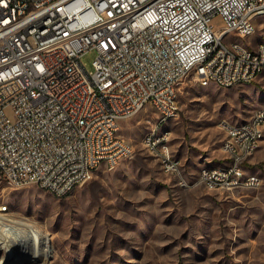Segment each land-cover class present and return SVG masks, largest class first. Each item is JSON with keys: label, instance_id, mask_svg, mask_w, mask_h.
Returning a JSON list of instances; mask_svg holds the SVG:
<instances>
[{"label": "built area", "instance_id": "built-area-1", "mask_svg": "<svg viewBox=\"0 0 264 264\" xmlns=\"http://www.w3.org/2000/svg\"><path fill=\"white\" fill-rule=\"evenodd\" d=\"M258 3L264 0H0V179L68 196L101 166L113 169L133 155L119 132L122 120L148 104L158 119L179 115V85L191 71L202 85L221 87L255 80V70L264 74V45L247 58L245 41L256 32L251 11ZM90 51L92 70L82 60ZM235 132L242 148H255L251 124ZM231 142L225 137L228 162L209 171L221 175L212 184L259 187L258 178L235 179L250 160L226 150ZM158 159L190 185L177 171L180 159Z\"/></svg>", "mask_w": 264, "mask_h": 264}, {"label": "rangeland", "instance_id": "rangeland-1", "mask_svg": "<svg viewBox=\"0 0 264 264\" xmlns=\"http://www.w3.org/2000/svg\"><path fill=\"white\" fill-rule=\"evenodd\" d=\"M255 21V34L245 40L252 46L264 40V16ZM213 22L224 24L220 16ZM95 57L90 51L82 59L89 70ZM178 102L179 115L161 132L170 131L168 143L192 180L210 146L222 143L218 121L250 119L264 108V88L204 86L191 71ZM158 117L148 104L122 120L119 132L134 145L133 155L113 169L101 166L68 196L0 179V208H8L0 213L31 223L53 248L49 263L32 255L17 264H264V141L245 166L262 177L259 187L181 188L143 142Z\"/></svg>", "mask_w": 264, "mask_h": 264}, {"label": "bare ground", "instance_id": "bare-ground-1", "mask_svg": "<svg viewBox=\"0 0 264 264\" xmlns=\"http://www.w3.org/2000/svg\"><path fill=\"white\" fill-rule=\"evenodd\" d=\"M262 11H264V3H258V11H251V18L255 19L257 16H264V12ZM231 35H235V32H228V36ZM263 45L264 40L258 42L255 46L250 44L249 50L247 51V58H254L255 55H261ZM219 47H226V40H219ZM261 77H264L263 71L255 70V80H246L245 83L254 82L259 80ZM258 110L262 113L255 115V123H253L254 114L247 121L240 123H234L225 118L220 120V125L226 133L225 137L227 138V141H233L231 143H226V150H237V156H248V160L254 155L256 152L255 148H259L261 141L264 140V108H260ZM139 112L140 111H138V113ZM172 118H176L175 112H166V120L157 119L155 122V128H157L159 133L151 130L143 139L146 147L147 142H150L152 139L153 143H150V152L154 156H158L157 159L166 158V154L168 157H175L171 152L170 145L168 143L169 136H167V133L169 132H161L164 129L163 127L166 122ZM244 123L251 124L253 146L255 148H242L241 140H236L235 130H241ZM225 124H227L228 127ZM157 143H162V148ZM159 161L161 162L163 170L166 172L165 159H159ZM181 167L182 164L177 163L178 173H182ZM221 168L222 166L203 168L199 173L198 181H202V183L211 189L218 188L212 184V180H214V182H221V175H216V172L209 171ZM206 172H208V176H206ZM226 177L234 178V170H226ZM257 178L260 181H263L259 174L249 173L245 166H243V169H241L240 172H235V179L239 180L240 183H248L250 179ZM2 180L12 184V177L10 176H3ZM179 184L185 186L181 176H179ZM53 194L60 197L58 193ZM2 210H5L4 207L0 208V211ZM52 249V245H49L46 240L42 238L41 233L39 234L31 223L11 218L4 213H0V264H17V258L24 255L29 259L32 258V255H35L37 260L41 263H49L52 259Z\"/></svg>", "mask_w": 264, "mask_h": 264}, {"label": "crops", "instance_id": "crops-1", "mask_svg": "<svg viewBox=\"0 0 264 264\" xmlns=\"http://www.w3.org/2000/svg\"><path fill=\"white\" fill-rule=\"evenodd\" d=\"M253 84L256 85L257 87H263V88H264V77H261L259 80L254 81ZM155 122H156V121H155ZM154 124H155V123H154ZM154 124H153V126H154ZM167 124H170V123H167ZM167 124H166V125H167ZM217 125H218V127H219L222 131H224V130L222 129V127H220V126H221V125H220V121H218ZM152 128H153V127H152ZM164 128H166L165 125H164ZM151 130H152V129H151ZM168 132H169V134H170V131H168ZM224 134H225V136H226L225 131H224ZM225 136H224V138H223V140H222V143H219V142L215 141V143H214L213 145L210 146L208 154H206V155L204 156V159L200 162L201 167H200V169H198V173H197L198 176H199L200 171H201L203 168H206V167H209V168L220 167V166H222V165H224V164H226V163L228 162V154L226 153V151L224 150V147H223V142H224ZM263 141H264V140L261 141L260 145L262 144ZM169 145H170V148H171L172 152L174 153V151H173V144L170 143ZM259 147H260V146H259ZM174 155H175V153H174ZM177 158H178V157H177ZM252 158H253V157H252ZM252 158H251V160H250L249 162L253 161ZM178 159L181 160V163H182V165H183V167H182V170H183V172H182V173H183V176L186 177V178L188 179V181L190 182V185H188V186H182V185H180V184H179V176L169 174V173H167V172H165V171L163 170L162 166H161V168H162V170H163L166 174H168L169 176L174 177V178L176 179V183H177V185H178L179 187H181V188L190 187L192 184H194L197 175H196V177H195L194 179L191 180V179L187 176V174H186V172H185V168H184V164H185V163H184V159H182V158H178ZM158 160H159V159H158ZM159 162H160V161H159ZM160 165H161V164H160Z\"/></svg>", "mask_w": 264, "mask_h": 264}]
</instances>
